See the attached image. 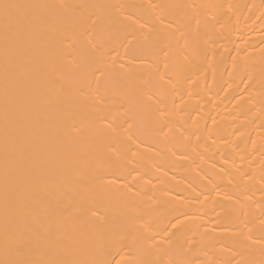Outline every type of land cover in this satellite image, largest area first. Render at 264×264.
Listing matches in <instances>:
<instances>
[{
    "label": "bare ground",
    "instance_id": "bare-ground-1",
    "mask_svg": "<svg viewBox=\"0 0 264 264\" xmlns=\"http://www.w3.org/2000/svg\"><path fill=\"white\" fill-rule=\"evenodd\" d=\"M0 264H264V0H0Z\"/></svg>",
    "mask_w": 264,
    "mask_h": 264
}]
</instances>
